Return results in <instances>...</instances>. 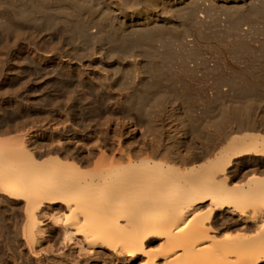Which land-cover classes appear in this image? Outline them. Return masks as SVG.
<instances>
[{"label": "bare ground", "instance_id": "1", "mask_svg": "<svg viewBox=\"0 0 264 264\" xmlns=\"http://www.w3.org/2000/svg\"><path fill=\"white\" fill-rule=\"evenodd\" d=\"M203 3L228 9L245 24L264 19V0H73L75 11L88 9L83 25L73 11L55 14L68 22L92 63L85 70L69 66L79 80L68 77L61 90L63 101L81 115L74 123L91 119L105 125L117 119V110L124 121L112 136L108 126L91 152L76 144L79 134L72 125L64 126V142L54 138L32 146L17 116L14 123L0 124V205L23 211L27 244L36 246L43 218L49 217L62 224L67 244L120 262L264 264L263 101L222 97L217 128L212 120L196 125L183 102L188 91L177 97L166 89L167 80L152 71L159 62L158 38L185 11ZM97 5L102 11L98 30L88 33ZM62 59L56 55L47 61ZM126 69H132L129 76ZM84 80L99 88L98 107H85L93 100ZM120 100L125 101L122 107ZM159 103L167 110L165 120L169 113L176 115L177 127L164 141L153 136L138 140L143 126L146 131L158 127L153 110ZM81 106L88 111L81 112ZM135 109L141 112L138 120L130 116ZM228 119L236 124L230 133L224 126ZM69 120L63 117L64 124ZM95 147L101 149L96 160ZM4 246L15 263L13 244Z\"/></svg>", "mask_w": 264, "mask_h": 264}, {"label": "rangeland", "instance_id": "2", "mask_svg": "<svg viewBox=\"0 0 264 264\" xmlns=\"http://www.w3.org/2000/svg\"><path fill=\"white\" fill-rule=\"evenodd\" d=\"M71 1L0 0V124L14 123L13 116H17L25 125L23 134H30L28 138L32 146L46 145L54 138L64 142L61 139L66 131L64 126L72 125L79 134L76 144L91 152L96 141L106 136L105 129L111 125L109 135H114L117 123L123 122L124 117L123 112L117 110L114 113L117 119L108 124L91 119L85 125L75 124L74 119L78 120L81 115L75 113L72 103L63 101L61 90L67 78L79 80L78 73L70 74L68 67L73 65L77 70H85L92 65L88 49L76 42L68 22L62 16H55L73 11L83 25L89 16L88 9L75 11ZM96 7L98 10L92 15L95 21L89 24L91 28L85 25L89 27L88 33L89 30H98L97 21L102 11L98 5ZM184 13L173 29L158 38L159 62L153 64L152 71L167 80L169 87L166 89L177 97H183V93L188 91L183 102L196 125L212 120L216 122L213 124V129H216L221 121L218 119L225 100L222 97L225 96L229 100L254 97L264 103V19L245 24L242 19L233 17L228 9L204 3L196 4ZM245 27H249L247 31ZM56 55H63V62L47 61ZM124 72L129 76L132 69ZM246 78L250 80L249 84ZM150 85L163 89L156 83ZM84 86L93 100L85 107H98L99 88L87 80H84ZM111 98L118 100L117 95ZM120 102L118 107H122L125 101ZM166 103L169 108L173 107L170 101ZM80 111H88V107L84 109L81 106ZM166 112L163 103H159L153 110L154 123L158 127L152 126L146 131L143 126L137 133L138 140L145 136L161 141L167 139L169 130H174L178 122L176 115L170 116V113L165 120ZM130 116L138 120L141 112L135 109ZM63 117L70 120L64 124ZM224 126L230 133L236 124L228 119ZM41 150L45 151V147ZM94 150L97 152L96 160L101 149L95 147ZM17 208L0 205V264H141L142 260L120 262L108 256L94 255L79 244H67L62 224L53 223L49 217L43 218V233L36 246L32 247L23 237L24 215ZM6 242L13 244L11 251L15 255V263L9 256L10 248L4 246Z\"/></svg>", "mask_w": 264, "mask_h": 264}]
</instances>
